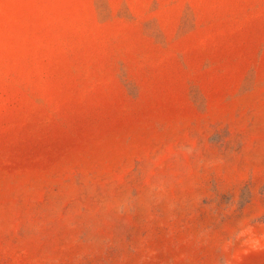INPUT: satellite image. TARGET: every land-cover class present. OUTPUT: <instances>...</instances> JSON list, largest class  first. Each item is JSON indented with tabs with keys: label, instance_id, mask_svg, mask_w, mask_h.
Returning <instances> with one entry per match:
<instances>
[{
	"label": "rangeland",
	"instance_id": "obj_1",
	"mask_svg": "<svg viewBox=\"0 0 264 264\" xmlns=\"http://www.w3.org/2000/svg\"><path fill=\"white\" fill-rule=\"evenodd\" d=\"M245 219L264 0H0V264H264Z\"/></svg>",
	"mask_w": 264,
	"mask_h": 264
},
{
	"label": "clouds",
	"instance_id": "obj_2",
	"mask_svg": "<svg viewBox=\"0 0 264 264\" xmlns=\"http://www.w3.org/2000/svg\"><path fill=\"white\" fill-rule=\"evenodd\" d=\"M264 227V225H260ZM253 227L248 223V220H242L239 224V231L235 234V239L241 241L242 249L247 251L248 249H255L257 247H264V234H261L259 238L252 235ZM231 241L227 242L225 248Z\"/></svg>",
	"mask_w": 264,
	"mask_h": 264
}]
</instances>
